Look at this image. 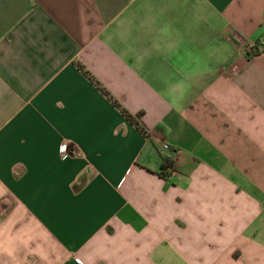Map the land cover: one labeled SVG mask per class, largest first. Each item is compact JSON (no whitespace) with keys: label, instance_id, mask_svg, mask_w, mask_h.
Returning <instances> with one entry per match:
<instances>
[{"label":"crops","instance_id":"1","mask_svg":"<svg viewBox=\"0 0 264 264\" xmlns=\"http://www.w3.org/2000/svg\"><path fill=\"white\" fill-rule=\"evenodd\" d=\"M262 39L264 0H0V264H264Z\"/></svg>","mask_w":264,"mask_h":264},{"label":"trees","instance_id":"2","mask_svg":"<svg viewBox=\"0 0 264 264\" xmlns=\"http://www.w3.org/2000/svg\"><path fill=\"white\" fill-rule=\"evenodd\" d=\"M264 40V39H262ZM262 40L257 41L256 45L252 48H249L247 50V56L248 58H253L255 56H258L264 52V44H262ZM80 69L94 82L98 88L104 93V95L112 102V104L117 107L122 114L132 123L134 124L140 132H142L144 135H148V131L143 127V125L140 122V119L143 117L142 113H138L137 115H133L130 113L126 107H124L105 87L101 86L100 82L96 80V78L83 66H80ZM174 152V150H172ZM174 169V160L171 157H167L163 159V164L160 169V176L167 179L168 178V170Z\"/></svg>","mask_w":264,"mask_h":264},{"label":"built area","instance_id":"3","mask_svg":"<svg viewBox=\"0 0 264 264\" xmlns=\"http://www.w3.org/2000/svg\"><path fill=\"white\" fill-rule=\"evenodd\" d=\"M262 44H264V40H262ZM164 148L167 149L170 152V157L172 158L174 155V152L172 151V149L170 148V146L168 144L164 145ZM64 150H67V145H64Z\"/></svg>","mask_w":264,"mask_h":264}]
</instances>
